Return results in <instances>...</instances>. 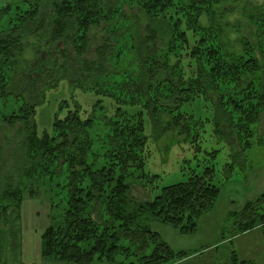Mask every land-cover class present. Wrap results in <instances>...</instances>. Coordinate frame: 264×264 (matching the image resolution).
<instances>
[{
	"label": "rangeland",
	"instance_id": "obj_1",
	"mask_svg": "<svg viewBox=\"0 0 264 264\" xmlns=\"http://www.w3.org/2000/svg\"><path fill=\"white\" fill-rule=\"evenodd\" d=\"M22 1L13 0L8 3L9 11L2 12L4 16L0 18V33L5 34L12 28L15 18L17 22L16 16L19 13L17 7L22 11L28 8ZM222 1L216 10L220 15V18L217 17V22L221 24L220 30L217 32L215 28H211L209 38L220 43L233 57L241 55L243 49H247L245 39H248L249 45L257 47L254 6L262 7L264 0ZM6 2L7 0H0V5L3 6ZM208 20L212 23L213 17L211 19L201 17L199 23L206 28L209 25ZM103 24L92 26L88 31L81 30L78 34L81 37L86 36L89 41L87 53L83 58L95 59L96 48L103 45L104 40L109 39L107 53L112 56L108 59L110 70H123L124 74L116 77L122 82L124 80L127 82L130 72L133 78L128 81L137 84L139 64L134 56H130L127 61L128 68L131 66L129 72L126 64H119L116 68L112 62L113 58L117 61L116 54L121 47L127 50L131 48L129 55L135 53L138 39L133 30L129 37L126 33L116 36L108 28L104 29ZM214 26L211 24V27ZM29 42L34 40L29 39ZM41 43L39 48L33 47L30 43L23 57L18 59L15 68L0 61V87L4 89V96L0 98V119L7 118L16 111L23 101L32 104L41 101L35 109L34 131L38 138L48 136V140H55L57 145L63 144V135L66 133L71 136V132L65 130V133L60 134L53 128L55 123L63 122L69 114L77 115L83 124L90 120L92 125L83 128L80 137L90 142L86 160L93 165V169H99L110 162V156L114 152L108 147L107 140L113 134V129L133 131L134 127L140 129L142 121L144 130L141 140L145 144V155L142 168L133 172L128 171L132 174L128 179L130 185L126 193L128 202L125 201L129 206L132 204L136 207L139 203L152 200L162 187L183 182L191 173H201V169L196 168L204 166L213 168L211 182L220 190L214 206L196 220V231L190 235H181L176 229L158 222L144 210H139L137 219L141 221V226L157 233L171 250L184 252L183 258L174 259L168 264H264L262 226L256 225L248 231L238 232L237 219L234 215H238L246 204L255 203L257 199H260L257 205L260 206L262 203L260 195L264 194V127L257 124L242 129V122L237 119L231 122L230 128L214 125L211 122L214 115L212 100L205 96L198 98L199 87L189 81H186L187 84L181 82L182 88L159 84L149 91L148 96L134 93L133 89L121 95L118 105L112 98L93 94L94 82L89 81L84 85L61 81L57 88L46 90L44 98H38L39 87L42 84H34L35 82L44 79L47 84L56 86L54 81L57 79H51L58 77L57 65L63 61L60 50L64 47V42L61 41L47 50L45 43ZM255 52L258 56V47ZM182 65L183 67L175 70L174 75H168L172 81L182 74H185V79H191L195 75V69L187 65V59ZM247 70H241L238 80L232 82L244 95L248 92V81L244 80H249L254 86L261 80L258 68H254L252 72ZM179 71L181 75L178 74ZM45 75L53 77L48 79ZM30 80L33 82L30 83ZM174 122L178 125L175 126ZM31 129L32 123L27 127V131ZM26 134L23 123L8 128L0 122V195L7 186H16L22 180L19 178L22 172L26 173L31 169L30 164L22 168V165L26 164L25 158L27 160L23 145L28 136ZM248 141L249 145H246ZM33 143L38 144L36 140ZM60 150L62 153L60 151L58 154L55 153V157L58 158L55 162L57 160L58 162H54L52 166L38 164L35 167L39 156L28 154L30 157L33 156L30 158L33 162V173L30 171V176L25 174L27 179L25 178L20 185L24 193L18 212L20 249L13 254L12 249L8 250L3 242L5 248L3 250L0 248V264H74L59 261L58 257L41 256L42 233L50 226L54 228L58 225L65 226L70 208L68 192L64 186L69 170L68 157L73 147L65 146ZM216 150L218 151L211 155ZM227 169L231 171L230 177L227 175ZM44 170L48 173L47 171L43 173ZM87 183L85 181L84 186ZM6 203L9 202L4 200L0 204V230H7L9 227L2 220L7 214L1 213V208ZM107 207L104 199L101 203L95 200L88 203L84 214L80 215L87 222L86 230L93 232L92 237L81 243L84 250L90 249L100 239L99 237L106 235L107 232L118 236L121 242L114 257L108 256L106 250L110 247L106 246L104 253L95 254L93 264H135L139 262L142 254L149 255L152 250L150 241H147L146 247L144 242L133 237L140 231L138 225L112 222ZM254 207L255 212L260 210ZM262 207L259 213L264 212V204ZM13 208L15 207L9 205L7 213L13 212Z\"/></svg>",
	"mask_w": 264,
	"mask_h": 264
},
{
	"label": "trees",
	"instance_id": "obj_2",
	"mask_svg": "<svg viewBox=\"0 0 264 264\" xmlns=\"http://www.w3.org/2000/svg\"><path fill=\"white\" fill-rule=\"evenodd\" d=\"M12 1L7 0L3 6L0 5V18L9 11L8 3ZM22 2L27 4L28 8L22 11L17 7L16 10L19 11L16 16L17 22L15 18L12 28H9L5 34L0 33V61L2 60L4 65L17 67L18 59L23 57L30 43L33 47L39 48L41 42H44L45 48L49 50L56 42H64V47L60 50L63 61L57 65L58 77L52 78L53 76L45 75L48 79H57L54 81L56 86L47 84L44 79L35 82L34 84H42L39 87L38 98H44L46 90L57 88L61 81L74 85H84L89 81V83L94 82L93 94L112 98L117 104L123 93L133 89L134 93L148 96L149 91L159 84L174 87L176 85L182 88V83L189 81L199 87L198 98L205 96L212 100L214 115L211 122L214 125L230 128L231 122L237 119L241 120L242 129H246L248 125L257 124L264 127V5L254 6L259 57L255 54L257 47L249 45L248 39L244 42L247 49H243L241 55L233 57L220 43L208 36L211 28H215L217 32L220 30L221 24L217 22V17L220 18V15L216 10L223 2L222 0H23ZM201 17L206 19L213 17V21L211 23L208 20L209 25L205 28L199 23ZM100 23H104V29L108 28L116 36L126 33L129 37L133 30V34L138 39L135 53L129 55L131 48L127 50L121 47L116 54L117 61L113 58L112 62L116 68L119 64H126L129 72L131 66L128 68L127 61L130 56H134L139 64L137 84L128 81L133 78L130 72L127 82L126 80L122 82L116 77L124 74V71L110 70L108 59L112 56L107 53L110 46L109 39L104 40V44L96 48L95 59L83 58L87 53L89 41L86 36L81 37L78 34L81 30L88 31L90 27ZM130 23L132 24L128 26ZM211 24L215 26L211 27ZM29 39H33L34 42H29ZM248 50L250 51L247 52ZM185 59H187V65L195 69V75L191 79H185V74H182L183 78H181L179 71L178 74L180 73L181 76L172 81L168 75H174L176 69L183 67ZM248 66L259 69L261 80L255 86L249 80H244L248 81V92L244 95L232 82L237 81L239 74L241 75L240 71L247 70ZM249 68L247 71L253 70ZM32 82L30 80V83ZM241 83L243 84L242 81ZM36 90L37 88L35 92ZM179 93L182 94L183 91ZM3 96L4 89L0 87V98ZM40 102L32 104L29 101H23L16 111L7 118L0 119V122L8 128H14L16 124L23 123V130L28 136L26 134L27 138L23 141L27 160L25 158L26 164H23L22 168L24 169L27 164H30L31 168L26 173L22 172L21 177L19 176L22 180L16 186H7L0 195L2 196L0 204L4 200L9 202L1 208V213L7 214L2 220L9 227L7 230H0V248L2 250L5 248L4 242L8 250L12 249L13 254L20 249L18 212L24 194L20 185L27 176L31 175L30 171L33 173V162L30 159L33 156L30 157L28 154L33 153L39 156L35 167L38 164L52 166L58 159L55 153H62L60 149L67 146L73 147L68 157L69 170L64 186L68 192L70 208L65 219V226L58 225L57 228L50 226L42 233V257H58L59 261L74 264H93L95 254L104 253L106 246L110 247L106 250L108 256L114 257L121 242L113 233L107 232L106 235H101L88 250H84L81 246L88 237H92L93 232L86 230L87 222L80 215L84 214L88 203L95 200L101 203L104 199L112 222L138 225L140 231L133 237L144 242L146 247L147 241H150L152 245L151 253L142 254L139 262L135 264H168L174 259L183 258L184 252L171 250L157 233L141 226L137 213L139 210H144L158 222L176 229L181 235L194 234L196 220L214 206L213 203L220 194L219 188L211 182L213 168L208 166L196 168L201 169L202 172L191 173L183 182L162 187L158 195L150 201L139 203L136 207L132 204L129 206L126 193L130 186L128 179L132 177V174L128 171L133 172L142 168L145 155V144L141 140L144 130L142 121L140 129L134 127L133 131L113 129V134L107 140L108 147L114 152L110 156V162L99 169H93V165L86 160L90 142L80 137L83 128H89L92 125L91 121L87 120L83 124L77 115L69 114L63 122L58 121L53 125L60 134L65 133V130L71 132V136L66 133L63 135V144L57 145L58 143H55L53 139L49 141L48 136L40 139L34 131L36 129L35 109ZM31 123L32 129L28 132L27 127ZM174 125L178 124L174 122ZM32 138L38 144H34L35 140ZM246 145H249V141ZM217 151H213L211 155ZM46 171L44 170L43 173ZM229 173L231 171L227 169L228 177L231 175ZM85 181L88 183L84 186ZM260 198L262 201L260 206L257 205L260 199H257L255 203L246 204L238 215L234 214L238 232L248 231L259 225L262 226L264 233V212H258L263 208L264 194L260 195ZM8 204L15 207L13 212L7 213ZM254 206L260 210L255 212ZM9 238L11 241L8 242ZM232 259L234 260V255Z\"/></svg>",
	"mask_w": 264,
	"mask_h": 264
}]
</instances>
